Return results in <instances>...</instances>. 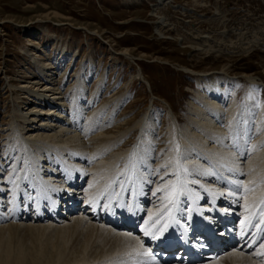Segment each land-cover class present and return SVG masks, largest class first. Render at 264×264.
I'll use <instances>...</instances> for the list:
<instances>
[{
	"label": "bare ground",
	"instance_id": "1",
	"mask_svg": "<svg viewBox=\"0 0 264 264\" xmlns=\"http://www.w3.org/2000/svg\"><path fill=\"white\" fill-rule=\"evenodd\" d=\"M168 1L156 0L154 12ZM155 16L161 34L168 18ZM210 40L197 39L206 48ZM27 53L37 75L8 82L18 93L16 117L0 129V264H155L147 254L150 240L172 233L175 219L184 226L196 210L206 216L210 206L246 222L248 237L256 229L264 233V116L253 117L259 109L247 103L234 110L228 87L210 74L197 75L208 99L193 106L191 125H175L174 138H160L154 125L142 122L136 144L122 153L129 130L106 125L103 108L85 112L96 91L87 96L84 79L68 81V70L56 80L57 66ZM114 55L131 60L126 50ZM134 78L146 83L140 72ZM64 82L69 85L62 90ZM79 224L99 237L77 239L68 250L54 244L49 253L47 246L29 251L13 243L16 232L25 230L32 244H42L41 232L49 231L67 249L68 231ZM256 242H248L250 251L230 249L197 264H264V234Z\"/></svg>",
	"mask_w": 264,
	"mask_h": 264
},
{
	"label": "rangeland",
	"instance_id": "2",
	"mask_svg": "<svg viewBox=\"0 0 264 264\" xmlns=\"http://www.w3.org/2000/svg\"><path fill=\"white\" fill-rule=\"evenodd\" d=\"M167 5L157 14L156 0H0V129L16 117L18 93L7 87L8 82L37 75L25 52L57 66L56 80L59 72L68 70V81L84 79L87 96L96 91L85 112L103 108L106 125L116 122L124 125L123 132L129 130L122 153L136 144L140 125H154L160 138L168 134L174 138L175 125L180 129L191 125L193 106H198L199 98L204 103L208 99L197 75L210 74L218 85L228 87L234 110L251 103L259 109L254 121L259 113L264 116V0H169ZM155 15L168 18L161 34ZM204 35L211 39L208 48L197 41ZM193 47L202 50L195 52ZM125 50L131 60L114 55ZM138 72L151 90L134 78ZM245 77L259 85H250ZM66 100L71 103L70 94ZM251 142L247 140V149ZM82 227L68 231L67 249L49 231L41 232L45 243L32 244L25 230L16 232L13 243L29 251L47 246L49 253L54 244L68 250L82 239L99 237ZM84 233L86 237L81 236Z\"/></svg>",
	"mask_w": 264,
	"mask_h": 264
}]
</instances>
